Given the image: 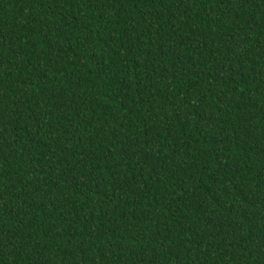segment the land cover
Returning a JSON list of instances; mask_svg holds the SVG:
<instances>
[{"label": "trees", "instance_id": "16d2710c", "mask_svg": "<svg viewBox=\"0 0 264 264\" xmlns=\"http://www.w3.org/2000/svg\"><path fill=\"white\" fill-rule=\"evenodd\" d=\"M0 264H264V0H0Z\"/></svg>", "mask_w": 264, "mask_h": 264}]
</instances>
